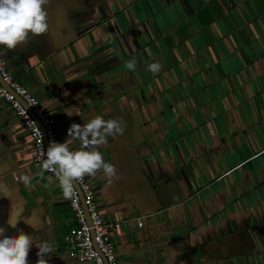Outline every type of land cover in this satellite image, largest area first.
<instances>
[{
    "label": "crops",
    "instance_id": "crops-1",
    "mask_svg": "<svg viewBox=\"0 0 264 264\" xmlns=\"http://www.w3.org/2000/svg\"><path fill=\"white\" fill-rule=\"evenodd\" d=\"M46 10L49 32L0 45V56L70 149L80 147L72 123L126 122L99 147L121 178L86 176L118 259L264 264V0H50ZM30 155L26 129L0 101V227L32 238L28 264L43 242L49 264H89L65 257L74 222ZM11 203L24 205L16 228Z\"/></svg>",
    "mask_w": 264,
    "mask_h": 264
},
{
    "label": "clouds",
    "instance_id": "clouds-1",
    "mask_svg": "<svg viewBox=\"0 0 264 264\" xmlns=\"http://www.w3.org/2000/svg\"><path fill=\"white\" fill-rule=\"evenodd\" d=\"M49 2L50 0H0V45L11 51L20 44H28L30 36L39 37L48 33L50 29L46 6ZM125 67L135 71L136 60L126 61ZM161 67L159 62H152L148 64L147 70L157 73ZM65 112L69 116L74 113L69 109H65ZM125 124L122 117L105 119L100 115L91 118L83 125L72 123L67 129L68 137L74 141L78 140L80 147L72 150L65 141L62 143L50 141L46 152L43 147L41 148V154L45 159L40 175L43 176L45 171L54 173L65 199L72 198L74 184L82 181L85 176L94 177L102 171L109 184L119 180L121 176L116 165L105 161L99 147L107 143L109 136L115 138L117 135H124ZM17 180L22 181L26 186L31 183V177L27 174H21ZM23 210L22 203L17 205L11 203L7 219L9 227H17ZM30 218H27L25 223ZM32 244V238L22 230H19L18 235L13 236L6 234L5 229L0 227V264H28V254ZM37 247L36 264H49L46 257L53 250L51 245L43 242Z\"/></svg>",
    "mask_w": 264,
    "mask_h": 264
},
{
    "label": "built area",
    "instance_id": "built-area-1",
    "mask_svg": "<svg viewBox=\"0 0 264 264\" xmlns=\"http://www.w3.org/2000/svg\"><path fill=\"white\" fill-rule=\"evenodd\" d=\"M19 100H22L24 105ZM0 101L8 105L26 129L31 143V164L41 171L45 159L41 154V148L43 147L46 152L50 141L59 143L56 124L49 109L14 79L1 56ZM44 176L54 180L58 185L54 173L45 171ZM73 192L71 199H65L62 193L74 222V226L64 236L65 257L78 263L123 264L118 259L110 239V231L114 225L102 220L96 200V189L92 188L86 176L74 184ZM135 222L137 226H141L140 218H136Z\"/></svg>",
    "mask_w": 264,
    "mask_h": 264
},
{
    "label": "water",
    "instance_id": "water-1",
    "mask_svg": "<svg viewBox=\"0 0 264 264\" xmlns=\"http://www.w3.org/2000/svg\"><path fill=\"white\" fill-rule=\"evenodd\" d=\"M20 101V103L22 104V105H24V103L22 102V100H19ZM47 149V148H46ZM84 214H85V219H86V221H87V223H88V219H87V214L85 213V211H84Z\"/></svg>",
    "mask_w": 264,
    "mask_h": 264
}]
</instances>
